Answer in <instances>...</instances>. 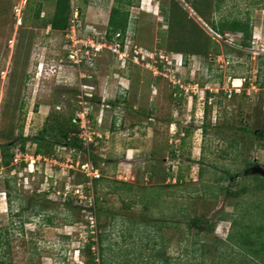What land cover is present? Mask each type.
Segmentation results:
<instances>
[{"label": "rangeland", "instance_id": "374dc122", "mask_svg": "<svg viewBox=\"0 0 264 264\" xmlns=\"http://www.w3.org/2000/svg\"><path fill=\"white\" fill-rule=\"evenodd\" d=\"M55 1L0 0V264H86L89 235L97 264H264V249L239 241L251 230L264 241V179L245 175L248 162L264 168V140L251 135L264 128V0H134L122 7L128 58L105 50L79 69L68 33L43 23ZM113 5L70 0L77 36L107 34ZM223 18L249 22L246 44L212 31ZM118 78L123 87L102 89ZM84 107L94 157L64 146ZM42 129L49 155L28 173L19 138L35 155Z\"/></svg>", "mask_w": 264, "mask_h": 264}, {"label": "trees", "instance_id": "16d2710c", "mask_svg": "<svg viewBox=\"0 0 264 264\" xmlns=\"http://www.w3.org/2000/svg\"><path fill=\"white\" fill-rule=\"evenodd\" d=\"M114 1L117 4V6L113 5L110 8L108 21H107L106 38L108 40H112V38L115 36V34H120L121 38H119V39L122 41L124 39L126 30L128 27V10L127 9L125 10L122 7L123 6H132L134 0H114ZM174 4L175 3L173 2V5ZM217 6H218V4H217ZM197 8L199 9L200 7L197 5ZM40 13H41V10L39 7L36 9L34 17L36 19H40ZM70 13H71L70 0H56L55 1V8H54V12H53L52 17L47 19L43 23L46 27H49L53 31L66 33V31L68 30L69 25H70V17H71ZM211 29L216 34H224L225 32L232 33V34L241 33L243 35V42L245 44L247 43V40L251 37V34H252V28H251L249 22L246 20L242 21L239 19H231L230 20V19L223 18L222 20H220L216 23L213 22L211 24ZM200 31H201V33L205 34L201 29H200ZM205 37H206V39L209 40V43H212L215 46L216 42H213L211 40V38H209L206 34H205ZM28 50L29 49H27V52H26V59H27ZM188 52H190L191 54H198V55L207 56L208 48L206 47V49L200 53L197 51L194 52V51H189V50H188ZM72 123H73V126L77 127V128H71V130H70L71 138L69 137L68 140L64 142V146L67 148V150L74 149L75 151H81L83 153H86V151L83 148L82 143L78 139V133H79L78 124L76 122H74V120ZM205 127L206 126H203V128H205ZM186 132H187V130H186ZM251 135L258 141L264 140V128L262 130H257V129L253 130L251 132ZM11 136H12V131H11V133H9V135L6 138L8 139ZM65 136H67V135H65ZM45 137H46L45 136V130L42 129L36 136L30 138L31 143L36 146L35 154H37V155H49V154H45L46 151L44 150V148H42L43 145L46 144V138ZM19 140H20V149L22 151H24L25 144L27 141H29L28 137H25V138L20 137ZM93 147H94L93 145L90 147L89 155L94 157V155L96 153H95V150H92ZM254 164L255 163L248 162L247 166L250 167V166H253ZM3 165L8 167L9 162L3 161ZM22 165H24V164H22ZM245 175L248 176L250 174H245ZM254 177L259 178L260 176L254 175ZM260 178H262V177H260ZM235 179H236L235 176H230V180L232 183L235 182ZM255 187H256V189H259V190L264 188V186L258 182L256 183ZM246 191H247L246 187H243L240 190V192L239 191H232V190H230V188L225 189L226 195L229 197H238L239 195H241V193H245ZM199 222H200L199 219H194L192 223H193V225H197ZM96 223L97 222L95 221V224ZM212 226L213 225H210L209 229H212ZM200 229L205 230L206 228L201 227ZM258 230L260 232H262L263 228L260 227V228H258ZM89 232L91 233L92 229H90ZM252 233H254L253 230H251L250 232H247V233L245 232V233L240 234L239 235V241L241 243V246H243L247 251H249V253L256 255L264 249V241H260L262 239V235L260 233L258 234V232H257V235L255 238L251 237ZM88 237H89V240L85 243V246H84V249L88 253V258H87L86 264H97L98 258L96 256H94L92 251H91L92 244H93V242H91L92 236L89 235ZM101 238L102 237L99 236L100 241H101ZM258 243L261 244V247L259 248V250L254 249L253 247H255Z\"/></svg>", "mask_w": 264, "mask_h": 264}, {"label": "built area", "instance_id": "2783aa9c", "mask_svg": "<svg viewBox=\"0 0 264 264\" xmlns=\"http://www.w3.org/2000/svg\"><path fill=\"white\" fill-rule=\"evenodd\" d=\"M73 14H75V11H73ZM73 21L74 19L70 20V27L66 31V34L67 33L68 34L65 37L66 39L65 41L68 47L66 50V60L70 64H72V66L79 69L81 64L84 63V60L86 62L88 60L90 61L91 55H94V57H96L98 54L103 53L105 50H108L116 59L118 58V60H121L122 58H125V59L128 58V55L125 49L126 45L121 44L119 41L120 34H115V36L112 38L111 41H109L106 38V34L100 35V34H97L96 32L89 33L79 38L76 34V31H78V27L77 25H75ZM136 58H137L136 54H134L133 61H136ZM79 76L80 78H87V79L89 77V76L86 77L84 73H80ZM79 103L81 106L83 104H87L85 101H82V100L79 101ZM87 111H88V108L84 107L83 111L79 114L80 123H79L78 139L82 143L83 148L86 151V153L89 154L90 147L92 145L94 146L96 145V142L99 136L95 132L91 131L89 127L90 121H89V114ZM68 151L71 154L78 155V156L81 153V151H75L74 149L68 150ZM18 156L20 157L19 159H22L24 161L23 163H27V161L29 160V163L27 165L28 166L27 171L30 173L34 172L36 160L39 161L41 159V155L33 154L30 156L28 155L27 152L25 153L20 148L17 149L15 158ZM14 160L17 161L16 159H13L11 162L12 166L20 165V164H17L16 162H15L16 164H14ZM31 166H33L32 171H30ZM85 166L89 167L88 172L86 174L88 175L91 181L100 179L101 175L97 168H92V165L90 163H86ZM89 221H91L90 223L92 224V221H93L92 218H90ZM91 224H90V227L92 229L93 227L91 226Z\"/></svg>", "mask_w": 264, "mask_h": 264}, {"label": "water", "instance_id": "95a60500", "mask_svg": "<svg viewBox=\"0 0 264 264\" xmlns=\"http://www.w3.org/2000/svg\"><path fill=\"white\" fill-rule=\"evenodd\" d=\"M245 174L258 175L264 178V168L260 165L254 164L252 167L245 171Z\"/></svg>", "mask_w": 264, "mask_h": 264}, {"label": "crops", "instance_id": "0c3cea01", "mask_svg": "<svg viewBox=\"0 0 264 264\" xmlns=\"http://www.w3.org/2000/svg\"><path fill=\"white\" fill-rule=\"evenodd\" d=\"M192 10V9H191ZM193 11V10H192ZM118 79H120V80H118V82H116V81H107L106 79L105 80H102L101 81V85H102V89L103 90H106L107 88H112V89H115L116 87H115V84H118L119 83V85H120V87H123L122 86V84H123V78H118ZM122 80V81H121ZM123 89H125V88H123Z\"/></svg>", "mask_w": 264, "mask_h": 264}, {"label": "clouds", "instance_id": "9594fccd", "mask_svg": "<svg viewBox=\"0 0 264 264\" xmlns=\"http://www.w3.org/2000/svg\"><path fill=\"white\" fill-rule=\"evenodd\" d=\"M137 57V56H136ZM131 58H132V60H133V55L131 56ZM80 77V76H79ZM81 79V81L82 80H85V79H87V78H80ZM92 98V97H91ZM28 173H30V172H28Z\"/></svg>", "mask_w": 264, "mask_h": 264}, {"label": "bare ground", "instance_id": "6f19581e", "mask_svg": "<svg viewBox=\"0 0 264 264\" xmlns=\"http://www.w3.org/2000/svg\"><path fill=\"white\" fill-rule=\"evenodd\" d=\"M30 171H32V166H31V170Z\"/></svg>", "mask_w": 264, "mask_h": 264}]
</instances>
